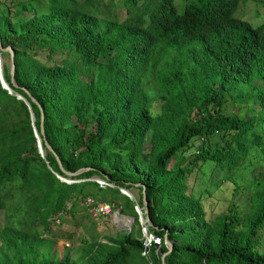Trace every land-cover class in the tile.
Wrapping results in <instances>:
<instances>
[{
	"label": "trees",
	"instance_id": "16d2710c",
	"mask_svg": "<svg viewBox=\"0 0 264 264\" xmlns=\"http://www.w3.org/2000/svg\"><path fill=\"white\" fill-rule=\"evenodd\" d=\"M41 1L42 12L19 2L0 14V45L13 51L12 79L4 63L2 75L33 115L0 86V114L9 117L0 126V264H161L165 238L172 243L165 264H264L256 246L264 172L242 213L230 206L211 220L187 183L195 166L231 169L254 148L264 153L263 24L233 15L241 0H185L181 10L174 0ZM152 78L156 95L145 87ZM227 99H251L257 109L225 113ZM195 137L201 141L190 158L168 166ZM119 187L138 192L130 198ZM142 194L146 230L160 237L157 252L152 242L144 256L129 230L88 243L81 262L36 254V226L74 213L78 198L92 199L84 206L118 201L137 222L133 204L144 214Z\"/></svg>",
	"mask_w": 264,
	"mask_h": 264
},
{
	"label": "rangeland",
	"instance_id": "374dc122",
	"mask_svg": "<svg viewBox=\"0 0 264 264\" xmlns=\"http://www.w3.org/2000/svg\"><path fill=\"white\" fill-rule=\"evenodd\" d=\"M19 2L31 3L38 12L45 11L47 8L46 4L41 0H0V14L3 13L6 6H13V4L16 6ZM183 2L185 0H174L178 10L182 9ZM28 12L22 10V14ZM233 15L249 21L253 26L263 24L264 27V2L241 0L238 2ZM12 17L16 16L12 15ZM0 55L1 63H4L8 68V51L2 50ZM79 75L84 80H88L91 77L90 73L83 71H79ZM259 86H261L260 83ZM145 87L150 91L149 93L156 95V86L153 78L151 81L149 80ZM159 105L160 101L154 99L151 102V110L157 111ZM256 109L257 104L251 102V99L239 101L227 99L222 106L223 112L237 116H241L244 113L253 114ZM7 125H9V117L0 114V126L5 127ZM148 138L149 132L146 133L144 139L145 151L148 149ZM200 141L201 137L193 138L186 148L171 156L168 166L175 167L190 158L191 154L198 148ZM262 148L264 150V143ZM263 172L264 153L260 149L254 148L244 161L231 169L220 167L219 165L212 168V164L209 162L202 164L200 167L195 166L187 178V183L192 193L200 196L205 218L211 220L217 213L228 211L230 206H234L242 213L248 206L250 194L261 187L263 183L261 175ZM89 178L100 179L95 174ZM133 192L136 194L138 189L135 188ZM91 200L87 196L78 198L77 210L74 213L70 214L63 211L57 218L53 217L51 219L48 227L36 226L37 235L42 241L36 249L38 256L42 254L49 256L68 255L81 262L85 258L83 251L88 243L95 240L107 241L109 236H115L118 231L133 230L144 244L145 236L138 217L136 222L126 211H120L118 201L113 203L107 201V204H109L108 211L106 213L97 212L96 205L106 202L99 201L94 205L84 206L88 205ZM113 213L115 214L113 215ZM3 221L4 212L0 208V223ZM151 245L152 242L150 241L145 244V247L149 250ZM256 246L259 250H264V223L258 229ZM158 247L159 244H155V252L158 251Z\"/></svg>",
	"mask_w": 264,
	"mask_h": 264
},
{
	"label": "water",
	"instance_id": "95a60500",
	"mask_svg": "<svg viewBox=\"0 0 264 264\" xmlns=\"http://www.w3.org/2000/svg\"><path fill=\"white\" fill-rule=\"evenodd\" d=\"M0 49H2V50H6V51H8V53H9L8 72H9V74H10V76H11V79H12V73H13V51H12L11 45H9V44H8L7 46H1V45H0ZM12 82H13V84H15L14 81H12ZM0 86L3 87V88H5L6 91H7V93H12V94H14L17 98H21V99H23L24 102H25V103L27 104V106H28V102L24 99V97H23L20 93H18V92H16V91H13V90L9 87V85L7 84V82L5 81V79L3 78V75H2V63H1V62H0ZM30 98H31L33 101L36 102V100L34 99L33 96H30ZM28 108H29V106H28ZM29 110H30V108H29ZM29 113H30V118H31V121H32V120H33L32 111L30 110ZM40 118H42L41 109H40ZM33 130H34V134H35V138H36L37 151H38V153L40 154V156H43L42 147H41V142H40V136H39V134L35 131L34 127H33ZM40 132L42 133V125H40ZM44 144H45L46 147L52 152V154L54 155V157H55L57 163H58L59 166H60V162H59L58 156H57L56 153L52 150L51 146H50L46 141H44ZM87 168H89V167H86V166H85V167H79V168H77V169L74 170V171L64 170V172H66L67 174L80 173V172H82L83 170H85V169H87ZM56 175H57L58 177H60V178L66 180V178H64V177H62V176H60V175H58V174H56ZM119 190H120L121 192H123L124 194H126V195H127L128 197H130V198H133V197H134L133 191L130 190V189H128V188L119 187ZM142 202H143V204H144V206H145V207H144L143 220L145 221V223L151 224L150 219H149V216H148L147 211H146V198H145V195H144V194H142ZM145 232H146V231H145ZM164 244H165V246H166V250L163 251V252L160 254L161 264H165V262H164V260H163V256H164V254H166V253L171 249V246H172L171 240H168L167 238L164 239Z\"/></svg>",
	"mask_w": 264,
	"mask_h": 264
},
{
	"label": "built area",
	"instance_id": "2783aa9c",
	"mask_svg": "<svg viewBox=\"0 0 264 264\" xmlns=\"http://www.w3.org/2000/svg\"><path fill=\"white\" fill-rule=\"evenodd\" d=\"M96 180L100 184L107 183V181H105V180H103L101 178L100 179L96 178ZM96 209H97V212L106 213L108 211V209H109V204H107V203H98L96 205ZM133 209H134V211L137 214V217H138V219L140 221L141 229H142V231L144 233V236H145V242L143 244V249H142L141 253L144 256H147L148 255V249L145 247V244H147L150 241L155 243V244H159L160 243V237L157 236V235L152 234L151 232L146 231L145 221L143 220V215L144 214H143V211L141 210V208L138 206L137 203L133 204ZM113 214H115V213H113Z\"/></svg>",
	"mask_w": 264,
	"mask_h": 264
},
{
	"label": "bare ground",
	"instance_id": "6f19581e",
	"mask_svg": "<svg viewBox=\"0 0 264 264\" xmlns=\"http://www.w3.org/2000/svg\"><path fill=\"white\" fill-rule=\"evenodd\" d=\"M0 62H1V55H0ZM114 215V214H113ZM113 215H112V220H113Z\"/></svg>",
	"mask_w": 264,
	"mask_h": 264
}]
</instances>
